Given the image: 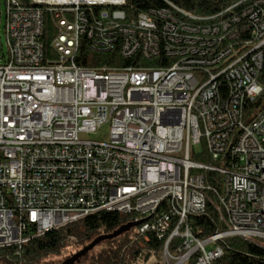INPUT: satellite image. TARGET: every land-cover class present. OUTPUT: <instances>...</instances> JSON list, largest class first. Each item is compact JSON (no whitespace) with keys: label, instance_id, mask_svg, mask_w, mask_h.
I'll return each instance as SVG.
<instances>
[{"label":"built area","instance_id":"1","mask_svg":"<svg viewBox=\"0 0 264 264\" xmlns=\"http://www.w3.org/2000/svg\"><path fill=\"white\" fill-rule=\"evenodd\" d=\"M126 3L6 0L0 248L21 254L31 240L100 211H137V220L156 214L142 231L159 239L177 217L163 251L174 264L196 254L195 264H214L224 254L218 241L228 237L264 247V229L255 225L264 216V102L246 116L264 91V0L219 26L185 25L184 35L169 9L133 16ZM47 22L55 29L49 52ZM83 45L119 48L140 63L165 51V63L180 70L158 75L157 66H167L161 62L156 71L124 75L129 65H79ZM105 123L108 140L86 137ZM203 142L211 160H193ZM207 171L222 175L220 189L206 183ZM210 190L224 229L205 240L188 225L181 233L190 213L205 210ZM176 236L184 238L180 257L169 250Z\"/></svg>","mask_w":264,"mask_h":264},{"label":"trees","instance_id":"2","mask_svg":"<svg viewBox=\"0 0 264 264\" xmlns=\"http://www.w3.org/2000/svg\"><path fill=\"white\" fill-rule=\"evenodd\" d=\"M240 1L243 2L227 10ZM253 2L254 0H127L125 8L133 16H137L141 12L150 11H155V14L158 15V12L163 11V9H169L178 20L179 34L184 35L182 28L185 25L190 24L202 29L211 25L219 26L225 21H232L231 19L237 11L242 8H250ZM173 5L201 19H191L182 14ZM46 27L48 32L43 37V40L45 41V48L49 52L55 29L52 28L50 22L46 23ZM228 40L229 36L227 34L226 41L221 44L224 45ZM136 58L139 59L140 57L125 59L121 55L119 48L108 52H97L83 45L79 51L77 62L79 65L90 67L129 65L124 66V69L156 68L158 63L168 64V62H165L169 59V56L163 51L159 56L145 60L147 63L133 62ZM261 81L264 84V72L261 73ZM261 102H264V91L256 102L249 105L246 110V116L254 108H257ZM192 157L202 161L211 160L205 149L204 142L203 152L199 154L192 152ZM205 176L208 185L221 188V174L215 171H207ZM208 193L210 200L207 202L205 210L198 213H190L185 223L180 226L181 233L185 231L188 225L197 237L206 239L217 231L224 229L214 206L215 194L211 190ZM162 207L164 208V206ZM139 216L140 213L137 211H101L85 216L72 224L52 230L41 237L31 240L24 245V250L21 254L15 253L16 248H0V264H38L47 256L59 254L71 239H76L79 247L83 246L79 250L81 251L101 237L103 239L89 251L92 252L100 244L104 246L97 253L91 255L88 264H137L140 260H148L152 255L157 256L162 253L167 239L179 223L178 218L173 217L171 219V227L165 237L159 239L154 231H142V227L146 223L155 220L156 214L143 216L142 219L137 220ZM132 228H136L137 232H134ZM183 243V237H173L169 243L170 252H176ZM218 244L223 248L224 254L216 259L214 264H264L263 246L239 236L221 239ZM197 256L198 254L192 256L187 264H195ZM156 258L157 260L154 264H162L161 257Z\"/></svg>","mask_w":264,"mask_h":264},{"label":"rangeland","instance_id":"3","mask_svg":"<svg viewBox=\"0 0 264 264\" xmlns=\"http://www.w3.org/2000/svg\"><path fill=\"white\" fill-rule=\"evenodd\" d=\"M6 17H7L6 0H0V63H3L5 61V58H6L7 52H8L7 38L5 35ZM109 133H110V125L108 123H105L104 125L101 126V128L97 132L90 133V134L86 135V137L89 139L106 141L109 139ZM191 158L193 159L192 155H191ZM193 160H198V159H193ZM222 185L224 186V181H223ZM89 215H91V214H89ZM132 229L134 232H137L136 228H132ZM202 240H205V239H202ZM77 244L78 243H77L76 239H71L67 243V245L61 250V252L59 254L47 256L45 259L41 260V262H39L38 264H61L67 258H70L74 254L79 252V250L83 247V246L79 247ZM103 246L104 245H101V244L98 245L92 252L89 251L85 255L80 256L77 259H74L69 264H88L91 255L97 253L99 250H101L103 248ZM183 253L184 252H176V253H174V255H175V257H180V256H182ZM156 257H158V258L161 257V263L162 264H174L177 261L175 259H171V260L168 259L166 261L164 252H162V253L158 254L157 256L152 255L148 260H140L137 264H154L157 260ZM168 261H170L171 263L170 262L168 263ZM187 263L188 262L186 261L184 264H187Z\"/></svg>","mask_w":264,"mask_h":264},{"label":"bare ground","instance_id":"4","mask_svg":"<svg viewBox=\"0 0 264 264\" xmlns=\"http://www.w3.org/2000/svg\"><path fill=\"white\" fill-rule=\"evenodd\" d=\"M158 15H163V11L158 12ZM180 63H168L167 66H160L157 68L158 75H172V71H179ZM36 71H44V64H36ZM135 72H151L156 71V68L141 67L135 69H124V75H132ZM111 75H118V69H111ZM224 100H232V91L224 92ZM161 210L162 205H160ZM255 225L261 229H264V216H255ZM168 260V259H167ZM169 262V261H168ZM177 264H184L182 260Z\"/></svg>","mask_w":264,"mask_h":264},{"label":"water","instance_id":"5","mask_svg":"<svg viewBox=\"0 0 264 264\" xmlns=\"http://www.w3.org/2000/svg\"><path fill=\"white\" fill-rule=\"evenodd\" d=\"M25 1V0H24ZM101 239H103V237L97 239L96 241H94L92 244H90L89 246L85 247L83 250L77 252L74 256H72L70 259L66 260L64 263L62 264H69L71 261H73L74 259H77L80 256L85 255L86 253H88V251L90 249H92L97 243H99L101 241Z\"/></svg>","mask_w":264,"mask_h":264},{"label":"flooded vegetation","instance_id":"6","mask_svg":"<svg viewBox=\"0 0 264 264\" xmlns=\"http://www.w3.org/2000/svg\"><path fill=\"white\" fill-rule=\"evenodd\" d=\"M74 255H75V254H74ZM74 255H73V256H74ZM71 257H72V256H71ZM71 257H70V258H71ZM70 258H67L66 260H68V259H70ZM66 260H65V261H66ZM65 261H64V262H65ZM64 262H62V263H64ZM62 263H61V264H62Z\"/></svg>","mask_w":264,"mask_h":264}]
</instances>
